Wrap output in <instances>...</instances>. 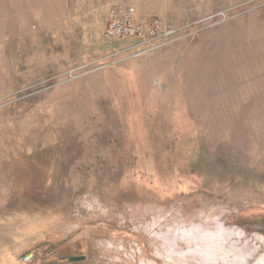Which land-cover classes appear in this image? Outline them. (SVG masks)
<instances>
[{
    "label": "rangeland",
    "instance_id": "1",
    "mask_svg": "<svg viewBox=\"0 0 264 264\" xmlns=\"http://www.w3.org/2000/svg\"><path fill=\"white\" fill-rule=\"evenodd\" d=\"M118 5L152 31L104 39ZM29 253L264 264V0H0V264Z\"/></svg>",
    "mask_w": 264,
    "mask_h": 264
},
{
    "label": "built area",
    "instance_id": "2",
    "mask_svg": "<svg viewBox=\"0 0 264 264\" xmlns=\"http://www.w3.org/2000/svg\"><path fill=\"white\" fill-rule=\"evenodd\" d=\"M134 17L135 9L131 6L111 7L108 11L107 25L103 31L104 39L112 41L137 40L152 31L151 27L137 24ZM33 257L32 253L26 254L21 258V264H31Z\"/></svg>",
    "mask_w": 264,
    "mask_h": 264
},
{
    "label": "crops",
    "instance_id": "3",
    "mask_svg": "<svg viewBox=\"0 0 264 264\" xmlns=\"http://www.w3.org/2000/svg\"><path fill=\"white\" fill-rule=\"evenodd\" d=\"M66 258H68L67 255H63L61 253H56V255L53 258H51V259H47V260H44V261H37V262H34L33 264H51L52 261H55L57 264L58 263L60 264L61 262H65L63 260L66 259Z\"/></svg>",
    "mask_w": 264,
    "mask_h": 264
}]
</instances>
